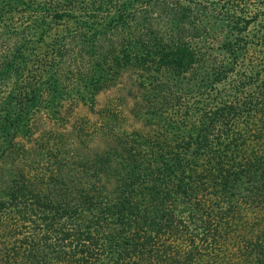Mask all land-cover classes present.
<instances>
[{
    "label": "trees",
    "instance_id": "1",
    "mask_svg": "<svg viewBox=\"0 0 264 264\" xmlns=\"http://www.w3.org/2000/svg\"><path fill=\"white\" fill-rule=\"evenodd\" d=\"M226 6L0 0V264H264V70Z\"/></svg>",
    "mask_w": 264,
    "mask_h": 264
},
{
    "label": "rangeland",
    "instance_id": "2",
    "mask_svg": "<svg viewBox=\"0 0 264 264\" xmlns=\"http://www.w3.org/2000/svg\"><path fill=\"white\" fill-rule=\"evenodd\" d=\"M200 1L201 3L209 4L213 12H218L220 8L227 7L226 5L233 6L235 11L241 13L244 11V15L249 20L250 24L247 30L242 35L244 40L249 44L246 47V52L241 53L243 55V62L246 67H252L255 71L264 70V39L261 36L264 33V0H193ZM2 88H0L1 91ZM113 100H119L120 110L123 117L127 119L128 102L126 99H122V95L119 92L115 93V90L105 92L98 96V105L102 106L106 102ZM77 115H84L90 121L94 120V115L88 113L85 108L79 107L76 110Z\"/></svg>",
    "mask_w": 264,
    "mask_h": 264
}]
</instances>
